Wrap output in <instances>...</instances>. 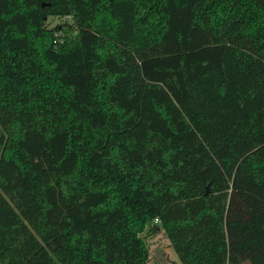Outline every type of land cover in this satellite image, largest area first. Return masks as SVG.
<instances>
[{"label":"trees","instance_id":"trees-1","mask_svg":"<svg viewBox=\"0 0 264 264\" xmlns=\"http://www.w3.org/2000/svg\"><path fill=\"white\" fill-rule=\"evenodd\" d=\"M160 227L264 264V0H0V264H148Z\"/></svg>","mask_w":264,"mask_h":264},{"label":"rangeland","instance_id":"rangeland-1","mask_svg":"<svg viewBox=\"0 0 264 264\" xmlns=\"http://www.w3.org/2000/svg\"><path fill=\"white\" fill-rule=\"evenodd\" d=\"M48 23L50 26L56 24L61 25L60 38L64 35H72L76 32V27L73 25L72 20L69 17L50 16L48 17ZM69 24L70 27H67ZM149 251L150 260L148 264H175L172 259L178 262L176 253L169 247L168 238L163 228L155 230L152 234L147 235L145 238ZM166 256L168 257L166 259ZM180 264V263H179ZM249 264V263H243Z\"/></svg>","mask_w":264,"mask_h":264},{"label":"crops","instance_id":"crops-1","mask_svg":"<svg viewBox=\"0 0 264 264\" xmlns=\"http://www.w3.org/2000/svg\"><path fill=\"white\" fill-rule=\"evenodd\" d=\"M168 244H169V241H168ZM170 247V246H169ZM171 248V247H170ZM168 257L166 256V259H167ZM172 262H174L175 264H177V261L175 260V259H172ZM179 264V263H178Z\"/></svg>","mask_w":264,"mask_h":264}]
</instances>
